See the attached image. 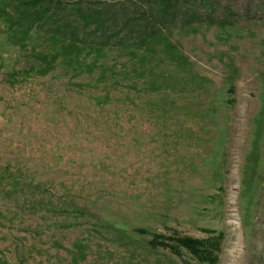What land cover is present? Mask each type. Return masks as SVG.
<instances>
[{"label": "rangeland", "instance_id": "374dc122", "mask_svg": "<svg viewBox=\"0 0 264 264\" xmlns=\"http://www.w3.org/2000/svg\"><path fill=\"white\" fill-rule=\"evenodd\" d=\"M211 3L0 0V264H193L168 229L264 264V0Z\"/></svg>", "mask_w": 264, "mask_h": 264}, {"label": "trees", "instance_id": "16d2710c", "mask_svg": "<svg viewBox=\"0 0 264 264\" xmlns=\"http://www.w3.org/2000/svg\"><path fill=\"white\" fill-rule=\"evenodd\" d=\"M165 4H169V0H164ZM201 2L205 5H211V0H201ZM37 7V5H36ZM31 6H27V9H30ZM3 14H6L2 11ZM36 17L40 18L38 14V10L35 11ZM86 24L92 25L97 22V18L95 16H91V18H86ZM96 19V20H95ZM90 20V21H89ZM11 22V21H10ZM10 22H8L10 24ZM211 23H216L215 20H211ZM121 33V32H120ZM120 33L118 35H120ZM73 37H78L77 34H72ZM149 40L145 39L144 43L147 45ZM69 48L71 51H69ZM104 48H107L103 45L100 49H98V54H102L104 52ZM67 55L77 54L79 55L81 51L76 53L78 47L75 45L62 47ZM62 55V51L58 53V58L50 57V65L46 67L45 70H29V72H23L21 74L31 75L36 73L37 75H48L50 72L53 71V66L57 63ZM83 65V64H80ZM73 71V70H71ZM81 71L82 75L89 74L93 77L94 82H90V84L80 83L76 85V89L80 93H88L94 91L96 87H103L105 90V94L103 96L105 103H109L112 99L119 98L120 96H125L122 94V90H116L121 86V82L125 81L127 75L125 72L117 73L116 70H75ZM98 71V72H97ZM98 73V75L96 74ZM17 74V75H16ZM14 75L15 77L18 76L17 72H11L10 77ZM133 76H137L136 73ZM133 85L135 86L138 83V80H133ZM135 90L134 88L131 91ZM233 92V88H232ZM234 93V92H233ZM129 95V94H128ZM103 101V100H100ZM103 104V102H101ZM99 103V104H101ZM142 234H150V232L146 230H139ZM169 235L167 234H151L152 240L150 241V245L156 248H163L169 250L172 254L177 256H182V251H186L192 258L193 264H219L220 262V254L222 252V246L224 237L223 234H218L216 232H210L211 236L205 239H198L187 235H182L178 231L174 229H168ZM187 264H189L187 262Z\"/></svg>", "mask_w": 264, "mask_h": 264}]
</instances>
